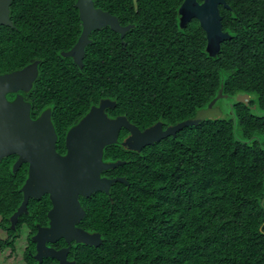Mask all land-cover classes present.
<instances>
[{"label":"trees","instance_id":"1","mask_svg":"<svg viewBox=\"0 0 264 264\" xmlns=\"http://www.w3.org/2000/svg\"><path fill=\"white\" fill-rule=\"evenodd\" d=\"M76 2L13 0L14 27L0 29V74L40 61L42 79L74 85L69 126L102 100L115 103L110 117L125 116L141 131L198 121L139 153L105 150L109 162H126L115 173L129 186H114L113 203L102 196L89 203L86 224L103 243L81 245L77 264H264V0L234 7L223 22L231 39L217 57L206 53L198 23L178 28L182 0H94L134 28L123 40L109 27L94 31L83 70L67 82L57 64L82 31ZM221 87L229 115L202 117L219 107L221 100L212 103ZM240 94L250 95L248 106L232 101ZM29 98L40 109V78ZM6 169L0 212L9 215L24 173Z\"/></svg>","mask_w":264,"mask_h":264},{"label":"water","instance_id":"2","mask_svg":"<svg viewBox=\"0 0 264 264\" xmlns=\"http://www.w3.org/2000/svg\"><path fill=\"white\" fill-rule=\"evenodd\" d=\"M13 0H0V29L2 26L14 27L11 20V5ZM194 0H185L179 14L190 10ZM219 3L224 0H206L202 6L195 7L193 16L200 20L201 27L206 32V53L210 57H217L222 43L231 39V35L223 31ZM76 8L82 24V31L71 50L63 54L71 58L82 69L86 56V48L90 45V35L104 27H109L120 35L121 40L134 28V25H121L119 19L107 11L97 8L94 0H77ZM185 24V23H184ZM183 26V22H181ZM40 61H35L23 69L0 74V162L11 155H17L18 161L14 172L26 162L30 164L29 178L22 187L24 201L18 215L26 211L31 198L40 199L50 195L53 204L49 216L51 227L41 230L35 241H38L37 258L52 257L59 260V264H73L67 261L69 249L59 252L48 249L43 241H57L66 238L68 243L76 242L90 247L102 245L99 234H89L77 228L76 222L84 215L79 196L89 198L97 192L108 193L117 182L128 183L125 178L103 179L101 174L105 170H113L124 164L118 161L105 164L103 161L105 148L121 145L131 151L141 152L146 146L160 142L190 125L197 123L184 122L163 130V124L158 122L144 131L132 125L125 116L115 119L109 118L106 110L113 109L115 103L102 100L99 106H94L88 114L67 135L68 154L60 156L56 151L57 134L47 111L37 120L31 118L32 106L25 101L19 92L28 93L39 76ZM9 94H16L13 101L8 100ZM223 87L212 103L224 98ZM250 95L240 94L232 98L234 103L249 105ZM255 108V107H253ZM200 120V119H199ZM122 129L130 135L120 142ZM78 211L81 216L75 220L73 212ZM80 210V211H79Z\"/></svg>","mask_w":264,"mask_h":264},{"label":"flooded vegetation","instance_id":"3","mask_svg":"<svg viewBox=\"0 0 264 264\" xmlns=\"http://www.w3.org/2000/svg\"><path fill=\"white\" fill-rule=\"evenodd\" d=\"M206 0H194L192 2V7H190V10H185L184 14H179L180 8L184 4L185 0H182L181 4L177 8L175 19L177 22V26L180 30H187V28L190 25H193L195 23H198L199 27L202 29V31L205 34L206 32L203 30L200 24V20L193 16V11L195 10V7L202 6L205 3ZM226 5L222 3H219L218 8L219 12L222 18V24L224 21L228 19V15L233 12L234 14V7L240 4H243L245 0H224ZM181 22H183V26H181ZM185 23V24H184ZM127 26V25H126ZM81 30H82V24H81ZM223 31L227 32L224 29ZM229 33V32H227ZM91 39V37H90ZM92 42V40H91ZM74 46V45H73ZM72 49V47H71ZM69 49V50H71ZM69 50L65 51L68 52ZM65 52H62L61 55L65 59L64 62L58 63L57 65H60L63 67V75L65 76V80L72 81L76 76L77 72L76 69H80L81 71L84 68V65L82 69L73 61L71 58H66L63 56ZM69 59V60H68ZM68 60V61H66ZM44 74V73H43ZM42 74V75H43ZM38 78H40V94H41V102H40V109L36 110L34 109V106L32 104L31 99L29 98V94L34 90L35 83L33 84L32 89L28 93L19 92V94L23 95L25 98V101L29 102L32 106L31 109V118L33 120H37L40 117H42L47 111L50 112V119L53 124V127L55 129V132L57 134V142H56V151L57 153L64 157L68 154V148H67V135L69 131L75 127L87 114L83 115L79 120L76 122L71 123V126L65 122L67 118H70L71 114H74L75 111L72 110L73 105L69 103L68 100H71L72 102H75L77 99V90L74 85H71L70 83L67 84H61L59 81H54L53 83H50L47 79H42L41 75L39 74ZM37 78V79H38ZM36 82V81H35ZM16 94H9L8 100L13 101L16 98ZM62 99V100H60ZM60 102V106L62 109L57 110L55 107V102ZM100 104V103H99ZM99 106V105H97ZM93 107V106H92ZM91 107V108H92ZM106 114L109 118H117L120 115H117L115 117H110L108 114V110H106ZM129 121V120H128ZM131 123V122H130ZM132 124V123H131ZM163 124V123H162ZM133 125V124H132ZM175 126V125H174ZM137 127V126H136ZM168 127L171 126H164L163 124V130H166ZM125 130L127 132L126 136L120 139L122 131ZM120 133L119 140L120 142H123L129 135V131L126 129H122ZM167 139V138H166ZM165 140V139H163ZM162 141V140H161ZM121 146V145H120ZM123 147V146H122ZM108 148V147H107ZM105 148V150L107 149ZM126 150H129L128 148L124 147ZM105 150H104V157L103 161L105 164L113 163L109 162L105 158ZM132 152V151H131ZM136 152V151H133ZM139 153V152H136ZM18 161L17 155H11L6 158H4L0 162V168L1 166L8 165V173L12 174L14 177L18 176L19 173L23 172L24 174L21 175L23 178V184L20 187L21 192V202L15 209V211L11 212L9 215L4 214V212H0V259L1 261H6L11 256V254H20V259L23 261L24 264H27V257L32 258L33 263L32 264H43L45 261H48L49 264H59V260L57 258L52 257H43L42 261L39 262L37 255H38V241H35V238L39 234L41 230L48 229L51 227V218L49 216L51 210L53 209V204L50 199V195H44L40 199L31 198L29 199L26 211L19 214L17 219L14 220V215L19 211L23 201H24V195L22 192V187L25 185L29 178V170H30V164L24 162L20 168L17 170V172H14V166L16 162ZM118 162V161H115ZM124 162V161H121ZM126 162H124L123 165H125ZM121 165V166H123ZM120 167V166H119ZM118 168V167H117ZM116 168V169H117ZM105 170L101 174V178L103 179H115V178H125L122 176H117L115 173V170ZM126 179V178H125ZM127 181V179H126ZM120 183V182H117ZM116 183V184H117ZM115 184V185H116ZM123 185L129 186V183H121ZM112 186L111 190L106 192H97L95 194H92L89 198L84 197L82 195L79 196V202L81 204V208L84 210V215L81 216L78 211L73 212V217L75 220L78 219V216H81V218L76 222L77 228L84 230L88 232L89 234H99L95 232H91L88 229V226L86 224L88 219V210H89V203L93 200H96L98 196H102L103 202H106V200H110L113 203V190L114 186ZM80 211V210H79ZM100 235V234H99ZM101 236V235H100ZM102 240V239H101ZM103 243V242H102ZM21 244H23V249L20 252ZM43 244L48 249H52L53 251L59 252L65 249H69L67 253V261L69 263L77 264L76 259V253L78 248H82L81 245L84 244H78L76 242H71V245L68 243L66 238H59L57 241H43ZM33 246V247H32ZM86 246V245H85ZM90 247V246H88ZM4 251L6 255H4ZM76 251V252H75ZM13 255V256H14ZM28 257V258H29Z\"/></svg>","mask_w":264,"mask_h":264},{"label":"rangeland","instance_id":"4","mask_svg":"<svg viewBox=\"0 0 264 264\" xmlns=\"http://www.w3.org/2000/svg\"><path fill=\"white\" fill-rule=\"evenodd\" d=\"M220 103H219V107H215L214 109L212 108L211 110L207 109L208 111L204 112L203 114H200L202 117H227L228 114V110H229V104L230 102L226 99H220ZM214 107V106H213ZM209 115V116H208ZM23 244H21L20 247V252L23 249ZM4 255H6L5 251H4ZM11 254V256H9L10 259L6 260V261H1L0 259V264H24L23 261L20 259L21 255L20 254Z\"/></svg>","mask_w":264,"mask_h":264}]
</instances>
